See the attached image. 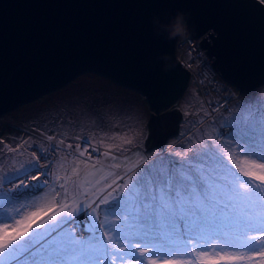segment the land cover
I'll return each instance as SVG.
<instances>
[{
	"label": "rangeland",
	"instance_id": "374dc122",
	"mask_svg": "<svg viewBox=\"0 0 264 264\" xmlns=\"http://www.w3.org/2000/svg\"><path fill=\"white\" fill-rule=\"evenodd\" d=\"M186 32L187 29L185 28V34ZM179 49L177 54L183 61L185 55L183 50L179 51ZM185 62L187 63V61ZM191 71V81L188 87L175 102V105L182 110L183 114V118L179 122V130L166 139L163 147H145L144 141L148 133L149 109L144 97L133 88L116 83L108 77L92 71L79 73L60 88L43 93L34 100L23 103L6 113V116L10 118L20 120L40 132L43 131L42 133L45 132L44 136L46 138L39 133L32 132L30 129L27 130L24 125L18 123L19 126L17 122L14 123V120L11 122L9 118L0 117V177H6L3 182V189H0V235L13 233L16 229L21 228L22 225L17 224V221L25 220L33 212H40V218L36 220V223H42L59 210L61 203L72 201L73 198L64 199L65 194L63 189L60 188V184L64 183V180L57 181L55 176L59 175L63 178L67 175L68 168L71 170V167L74 166V150H69L71 148H68L67 145H76L77 139L80 137L89 138L91 142H96L102 150L110 151L112 155L115 154V156H112L115 159L102 155L105 173L112 172L114 176L107 179V183L111 184V187L104 188L97 196L91 198L92 201L96 202L93 205L94 207L99 203V199L108 192H112L113 188L116 187L115 184H112L115 174H119L120 177L125 176L123 181H121L122 176L120 180L116 181V184H123L129 175L134 178L133 173L136 174L139 186L135 184V179H133V184L128 189L123 192L116 190L112 193L119 198L117 201L118 211L126 212L131 216H129L128 223L130 232L135 233L140 228V233L144 234L153 231L154 225L160 223L158 191L167 182V178H175L177 174L189 175L193 178L200 186L201 199L206 205L203 209L196 207L194 204L191 206L186 205V212L189 209L190 212L201 210L206 211V214H210L216 211L215 206L217 203L219 215L228 214L234 218V221L236 217L240 218L241 206L239 202L228 198L231 181L240 175L242 179H251L259 183V181H255L254 177H245L240 169L252 170L259 175L261 174L260 170L258 168L250 169V165L252 161H255L256 164H264V159H257L254 156L243 157L235 151L234 147H230L233 142L232 138L227 135L229 129L226 125L228 122L238 120L244 129L254 133L258 145L264 149V85L246 93H239L238 89L235 88L233 90L234 92L236 90L239 94L238 99L235 98L236 101L233 99L232 102L231 100L227 102L232 94L223 91L221 85L210 84L208 89L215 99L213 101L215 105L213 104V106L211 100L207 99L208 96L203 84L196 74ZM217 78L220 83L224 81L219 76ZM225 105L229 106L230 110H224ZM249 109H252V111L249 112ZM220 110H224L222 111L224 115L221 114ZM249 120L251 121L247 122ZM54 129H57L55 133L48 134ZM209 135L221 142L220 146L216 147V151L223 152L227 149L228 154L233 156L232 161H227L226 158L224 160L215 153L202 154L200 157L192 158L194 155H199L202 145L213 146V141L208 139ZM35 136L42 138L47 147L54 140L55 142L52 144L59 145L58 149L54 148L56 151L53 149L57 155L53 159L50 170L51 184L45 185L44 181H48L45 178L41 183L36 182L35 186H39L37 189L34 187L36 190L27 188L21 192H13L15 200L12 203H7L2 192L9 190L8 185H15L32 172L38 171L35 167H27V165L25 169L19 172L12 171L13 168H20L21 164L31 159V153L37 151L36 148L32 147V139ZM48 137H53V139L49 140ZM129 138L132 139V143H123L124 140ZM101 140L104 145L115 144L117 147L109 149L101 146L99 144ZM42 141L38 142L37 146L43 145L44 142ZM61 141L63 143H60ZM9 149H16V151H9ZM185 152L188 154L187 161L176 155V153ZM37 155H39L38 151ZM64 158H66V161ZM81 159L88 158L83 157ZM138 159L141 160L140 163H136ZM109 160L111 162L107 165L106 163ZM67 162H69V165H67ZM88 162L89 164L92 163L91 160H88ZM117 163L122 165L121 169L114 167ZM61 164H63V167H61ZM42 169H39V171ZM80 176L83 178L84 173ZM205 180L211 182V189L205 185ZM103 184L104 182L101 183V187H103ZM175 186V179H173V191ZM66 187L68 192L78 190V186L71 182ZM84 187H88V185L85 184ZM52 192L56 197L53 203L50 202ZM57 192H60L61 195L57 196ZM79 192L83 193L82 187ZM86 195L83 194L74 198L83 200ZM67 196H69L68 193ZM109 199L111 200V198ZM189 199L191 200L192 197L189 196ZM21 204L29 206L23 208L20 215H16L15 211H8L7 213L4 211L5 209L20 208ZM49 208L53 211L48 212ZM46 212L47 215H44ZM140 212L143 213L144 217L143 220H140L143 228L135 223V219ZM81 214L84 213L80 212L75 217L76 223L74 224L77 226L81 223L84 224L82 227L85 230H82L81 237H86L89 233L85 231L91 223V218L84 216L83 219H80ZM6 215L12 216L13 219H5ZM96 215L101 221L105 217L112 220L107 212V205H99ZM168 216L174 215L165 211L164 219H167ZM117 222L120 223L121 221ZM74 224L68 223L69 226L63 228L60 232L57 228L60 225H56L54 228L36 233L28 245V251L24 252L22 250V254L18 256L17 264H64L61 257L49 253L64 241L69 227L73 228ZM236 226L237 222L235 223ZM35 227L36 225L33 224V230H35ZM75 235L80 237L76 233ZM134 238L142 240L140 235H134ZM199 243L219 244L221 241L206 239ZM129 251L133 253L131 249ZM248 254L253 255L251 264H260L262 258L259 255L251 252ZM127 255L130 258L135 257V253L134 256L129 253ZM164 259L174 258L165 257ZM175 259L189 258L176 257ZM214 259L218 260L219 264H227L226 261L219 260V256L214 257ZM12 264H15V262H12ZM158 264H164V261L158 260ZM194 264H200L199 260H196ZM235 264H249V262L243 260L235 262Z\"/></svg>",
	"mask_w": 264,
	"mask_h": 264
},
{
	"label": "water",
	"instance_id": "95a60500",
	"mask_svg": "<svg viewBox=\"0 0 264 264\" xmlns=\"http://www.w3.org/2000/svg\"><path fill=\"white\" fill-rule=\"evenodd\" d=\"M178 10L190 13L185 28L219 77L243 93L264 85L262 0H0V117L92 71L140 92L149 108L145 147H163L179 130L175 102L191 74L177 39L157 35L152 20Z\"/></svg>",
	"mask_w": 264,
	"mask_h": 264
},
{
	"label": "snow or ice",
	"instance_id": "6c2138e0",
	"mask_svg": "<svg viewBox=\"0 0 264 264\" xmlns=\"http://www.w3.org/2000/svg\"><path fill=\"white\" fill-rule=\"evenodd\" d=\"M248 111L251 112L252 109ZM226 126L229 129L227 135L232 138L233 142L230 147H234L235 151L243 157L254 156L257 159H264V149L258 145L254 133L244 129L238 120L228 122ZM48 139L52 140L53 137H48ZM79 139L85 141V146L81 148L80 144L75 145L74 166L71 167V174L63 177L64 183L60 184V188L63 189L64 199L67 200L68 189L66 185L69 182L79 185L83 188V193L77 192V195L87 194L86 198L83 200L73 198L70 203H61L59 210L42 223H36V220L40 218L39 211L33 212L25 220L17 221V224L22 225L21 228L16 229L13 233L0 235V264H12V262L17 264L18 256L22 254V250L28 251V245L36 233L60 224H74L75 217L80 212L91 218V223L87 226L89 235L77 237L75 235L76 229L74 227L69 228L64 241L49 253L61 257L64 264H106V261L109 264H117V262L119 264H158V260H163L164 264H194L196 260H199L200 264H219V261L214 259L216 256H219V260L226 261L227 264H235V262L243 260H247L251 264L253 255H249V252L259 255L262 258L260 264H264V164H256L255 161H252L250 165V169L258 168L260 170L261 174L259 175L252 170L240 169L245 177H254L255 181H259V183L251 179H242L240 175L231 181L228 198L238 201L241 206L239 221L231 231L214 235L203 229L193 231L179 223L164 219L165 211L172 215H183L186 205L194 204L201 209L206 207L201 199L200 186L193 178L189 175L177 174L175 178H167V182L158 191L161 227L158 230L144 233L145 238L143 240H135L129 237L140 235V230L138 229L135 233L129 231V217L126 213L121 214L118 211L117 201L119 198L112 194L116 190L123 192L128 189L133 184V176L129 175L123 184H116V181L120 180L121 177L119 174H115L112 184H115L116 187L113 188L112 192H108L99 199V203L94 207L96 202L92 201L91 198L97 196L104 188L111 187V184L107 183V178L114 174L112 172L105 173L104 164L99 158L89 164L88 160L92 159L93 154L98 152L99 148L96 142H89L85 137ZM208 139L213 141V146L202 145L199 155H194L192 158L200 157L202 154L215 153L224 160L225 158L227 161L233 160V156L228 154L227 149L223 152L216 151V147L221 144L220 140L215 139L212 135H209ZM123 143L130 144L132 139L124 140ZM99 144L109 149L117 147L115 144L104 145L102 140ZM67 147L73 148V145L68 144ZM89 147L93 149L92 152H89ZM58 148L59 145H56L55 149ZM38 150L41 151L42 155H37V151H33L31 159L21 164L20 168H13L12 171L19 172L25 169L26 165L27 167H35L38 171L48 167L46 164H41L40 161L42 158L47 159V156L43 154L49 150L44 149L42 145L38 146ZM9 151L14 152L16 149H9ZM176 155L181 156L185 161L188 159L186 152L176 153ZM85 156L88 159H81ZM103 156L112 157V153L105 151ZM112 158L115 159V157ZM114 167L121 168L122 165L117 163ZM81 172L84 173L83 178L80 176ZM133 175L136 174L133 173ZM73 176L76 177L75 180L72 179ZM97 176L99 179L96 178ZM5 178L0 177V189H3ZM38 179V175L31 176L33 181ZM55 179L59 181L61 177L56 175ZM173 179H175L176 184L174 191ZM102 182H104L103 187H101ZM47 183L48 181H44L45 185ZM85 184L88 187H84ZM205 185L211 189L210 181L205 180ZM34 187L36 186L28 184L22 179L19 184L14 185L13 189L4 190L2 193L7 203H12L15 200L14 190ZM56 195L60 196L61 193L57 192ZM189 196L192 197L191 200ZM99 205H107V212L115 219L108 220L105 217L101 221L96 215ZM28 206L21 204L20 208L5 209L4 211L6 213L15 211L16 215H20L21 210ZM52 211L51 208L48 209V212ZM44 215H47V212ZM5 219H13V217L6 215ZM117 221L121 222L118 223ZM33 224L36 225L35 230H33ZM140 227L143 228V225ZM206 239L221 241V243H199ZM129 249L135 253L134 258L127 255ZM210 253L211 255H209ZM221 253L223 254L221 255ZM165 257H173L174 259L166 260ZM176 257H188L189 259H175Z\"/></svg>",
	"mask_w": 264,
	"mask_h": 264
},
{
	"label": "built area",
	"instance_id": "2783aa9c",
	"mask_svg": "<svg viewBox=\"0 0 264 264\" xmlns=\"http://www.w3.org/2000/svg\"><path fill=\"white\" fill-rule=\"evenodd\" d=\"M199 40H200L199 38L192 37L189 33L185 37L177 38V41H176V56H177V58L180 60L181 64L185 68H187L189 71L192 70L193 72L192 71L191 72L193 74L194 73L196 74L199 81L203 84V88L206 91L207 96L209 97V98L207 97V99L209 101L211 100V103H212L211 105L214 104L213 101H215V99L213 97V94L211 92H209L208 88L210 87V84L217 85V86L221 85V87H222L221 89L223 91H228L232 94V97L228 98L227 102H230V100L232 101L234 98H237V95L234 93L233 87H231L226 81H223L222 83H220V80L217 78L219 75L212 67V59L205 52V49L203 47H201ZM179 48H181V49H179ZM178 49H179V51L183 50V54L185 55V57L183 58V61L181 58L178 57V54H177ZM186 56H188V58H186ZM185 61H187V63ZM226 108H227V106L225 105V109ZM1 118H5V117L2 116ZM25 127L27 128V130L30 129L32 132L39 133V134L44 136V133L36 131V130L28 127V126H25ZM44 137L46 138V136H44ZM54 142H55V140L51 141V143L49 144V147H47V146L44 147V149L49 150L47 153L43 154V155L47 156V159L42 158L40 161L41 164H46V165H48V167L43 168L41 171H34L35 173L32 172L31 174L26 176L24 178V180H26L28 184L36 185V182L41 183L45 178L48 180V182H49V180H51L50 170L52 168L53 159H55L54 157L57 155V154H55L56 150L55 151L53 150L56 146V144H52ZM89 142H91V141H89ZM76 143L80 144L81 148H83L85 146V141L81 140L79 138L77 139ZM32 147L37 149L39 155H42V153L38 150V147H34V146H32ZM74 147H75V145H73V149L71 148L69 150H74ZM98 148H99V151L93 154V157H92L93 160H95L97 158L102 160V155L105 151L102 150L100 146H98ZM92 151H93V149L91 147H89V152H92ZM41 173H43V174L41 175ZM32 175H38L39 179L37 181L31 180ZM19 183L20 182H18L17 184H19ZM8 187H9V189H13L14 185H12V186L8 185ZM24 190H26V189L20 188L17 191L21 192ZM83 229H84L83 227L79 228V230H78L79 234H82ZM85 232L87 233L88 231L86 230Z\"/></svg>",
	"mask_w": 264,
	"mask_h": 264
},
{
	"label": "trees",
	"instance_id": "16d2710c",
	"mask_svg": "<svg viewBox=\"0 0 264 264\" xmlns=\"http://www.w3.org/2000/svg\"><path fill=\"white\" fill-rule=\"evenodd\" d=\"M188 35V31L186 32V34L184 35V36H181V37H185V36H187ZM111 80V79H110ZM261 86V85H260ZM233 87V89H235V87L234 86H232ZM133 90H135V89H133ZM135 91H137V90H135ZM253 91V90H252ZM138 92V91H137ZM138 93H140V92H138ZM235 94H237V96L239 97V94L236 92V90H235V92H234ZM239 93H240V91H239ZM241 93H243V92H241ZM238 97H237V99H238ZM235 99V98H234ZM237 99H235L234 101H236ZM232 102V101H231ZM146 104H147V102H146ZM176 106V105H175ZM147 107H148V104H147ZM149 109V108H148ZM224 110H226V111H228V110H230V107L229 106H227V108L226 109H224ZM224 110H220L221 111V114H223L222 113V111H224ZM224 115V114H223ZM11 119L12 120H14L15 122L14 123H19V124H22V125H24V126H29L28 124H25V123H23L22 121H20V120H16V119H14V118H12L11 117ZM18 124V125H19ZM20 126V125H19ZM30 128H32V129H35V128H33V127H31V126H29ZM36 131H39V130H37V129H35ZM55 130H57V129H54L52 132H50V133H48V134H51V133H55ZM40 132V131H39ZM43 132V131H42ZM41 132V133H42ZM44 134H45V132H44ZM47 134V133H46ZM75 136V135H74ZM78 137H80V136H78ZM86 138V137H85ZM89 141H90V139L89 138H87ZM42 141V138H39L38 136H35V137H33V139H32V146H34V147H38L37 146V144H38V142H41ZM42 142H44V141H42ZM43 146V148L46 146V143L44 142V144L42 145ZM114 156H115V154H114ZM68 158V157H67ZM66 158H64V160H65ZM66 161V160H65ZM145 161H148V160H145ZM141 162V160L140 159H138L137 161H136V163H140ZM135 163V164H136ZM67 164H68V162H67ZM123 174V173H122ZM128 174H130V173H128ZM123 176V175H122ZM122 176H121V178H122ZM124 177L125 176H123V178H122V180L121 181H123V179H124ZM63 178H61V180H62ZM133 179H135L134 181H135V184L136 185H138L139 184V182H138V180H137V176L136 175H134V178ZM60 180V181H61ZM51 184V180H50V182H49V184H47V186L48 185H50ZM139 186V185H138ZM132 191H134L133 189H132ZM50 202L51 203H53V201L54 200H56V197H55V194L52 192L51 194H50ZM223 206V205H222ZM108 207V206H107ZM216 211L215 212H211L210 214H206V211H201V210H197V211H194V212H190V210L188 209L187 210V212L185 211L184 212V214L183 215H179V214H177V215H174V216H168V218L166 219V220H170L171 222H174V223H179V224H181L182 226H185L186 228H188V229H191V230H193V231H198V230H200V229H203V230H205V231H207L208 233H209V231H211V233L210 234H214V235H219V234H222V233H224V232H228V231H231L233 228H235V223L236 222H238L239 221V218H235V221H234V218H232V217H230L228 214H224V215H219L218 214V211H219V206H218V204L216 203ZM221 207V206H220ZM121 214H123L124 212H122V211H119ZM126 213V212H125ZM110 214V213H109ZM127 215H128V217L130 216L128 213H126ZM204 214V215H203ZM212 215V216H211ZM84 214H81V217L79 216V218L80 219H83L84 218ZM110 216H111V214H110ZM131 217V216H130ZM141 217V218H140ZM111 219L112 220H114L115 218L113 217V216H111ZM143 220L144 219V217H143V213H139V215L136 217V219H135V223H138V225L139 226H141V222H140V220ZM146 220V222H147V219H145ZM76 223V222H75ZM148 223V222H147ZM84 224L83 223H81V225H79V226H77V225H75L74 224V228L76 229V234L78 235V236H80L81 237V234H79V232H78V230H79V228L80 227H82ZM67 226H69L68 224H60V226H58L57 228H58V232H60L63 228H65V227H67ZM169 226H171V225H169ZM85 227V226H84ZM137 227V226H136ZM161 227V224L160 223H157L156 225H154V228H153V230H158L159 228ZM69 228H71V227H69ZM49 229V228H48ZM140 229V228H139ZM132 231H133V229H132ZM89 235V234H88ZM63 236V235H62ZM140 236H141V239L143 240L145 237H144V234H140ZM130 238V237H129ZM65 239V238H64ZM130 239H137V238H134V235H132L131 236V238ZM60 241V240H59ZM58 241V242H59ZM128 253L129 254H131L132 256H134V252L132 253H130V251H128ZM127 253V254H128ZM106 264H109V262H107L106 261ZM117 264H119V262H117Z\"/></svg>",
	"mask_w": 264,
	"mask_h": 264
},
{
	"label": "clouds",
	"instance_id": "9594fccd",
	"mask_svg": "<svg viewBox=\"0 0 264 264\" xmlns=\"http://www.w3.org/2000/svg\"><path fill=\"white\" fill-rule=\"evenodd\" d=\"M189 15H190V13H186V12L178 10L174 15L169 17L167 20L162 21L159 17L154 16L153 20H152L154 30H155L157 35L163 34L164 38L167 40H170V41L176 40L177 38H179L185 34L186 19ZM160 59L167 62L164 65V70L165 71L170 70V68L172 67V65L170 63V60H171L170 56H168L167 54H163L160 57ZM2 116H4L5 118L8 117L6 115H2ZM8 118H10V117H8ZM9 121H11V120H9ZM11 122H13V121H11ZM110 162L111 161L109 160L106 164L109 165ZM115 173H116V168H115ZM109 178H107V179H109Z\"/></svg>",
	"mask_w": 264,
	"mask_h": 264
},
{
	"label": "crops",
	"instance_id": "0c3cea01",
	"mask_svg": "<svg viewBox=\"0 0 264 264\" xmlns=\"http://www.w3.org/2000/svg\"><path fill=\"white\" fill-rule=\"evenodd\" d=\"M76 155H78V154H76ZM72 156V155H71ZM88 158V157H87ZM91 160V162H93L94 160H92V159H90ZM67 165H69V162H68V164ZM70 169L68 168V173H67V175H70L71 174V170L69 171ZM83 174V172H81L80 173V175H82ZM96 178H99V176H97ZM72 179L73 180H75L76 179V177H72ZM78 186V190L77 191H73V190H70L69 192H68V197L69 198H74V197H78V196H80V195H77V192H79V190L81 189V187L79 186V185H77ZM80 193V192H79ZM97 198V197H96ZM95 198V199H96ZM94 199V200H95Z\"/></svg>",
	"mask_w": 264,
	"mask_h": 264
},
{
	"label": "bare ground",
	"instance_id": "6f19581e",
	"mask_svg": "<svg viewBox=\"0 0 264 264\" xmlns=\"http://www.w3.org/2000/svg\"><path fill=\"white\" fill-rule=\"evenodd\" d=\"M186 57H188V56H186ZM9 119H10V118H9ZM11 120H12V119H11ZM25 181H26V180H25ZM26 183H27V181H26ZM31 185H32V184H31ZM15 191H17V190H15ZM15 191H14V192H15ZM18 192H20V191H18Z\"/></svg>",
	"mask_w": 264,
	"mask_h": 264
},
{
	"label": "flooded vegetation",
	"instance_id": "af4514ba",
	"mask_svg": "<svg viewBox=\"0 0 264 264\" xmlns=\"http://www.w3.org/2000/svg\"><path fill=\"white\" fill-rule=\"evenodd\" d=\"M137 157V156H136Z\"/></svg>",
	"mask_w": 264,
	"mask_h": 264
}]
</instances>
